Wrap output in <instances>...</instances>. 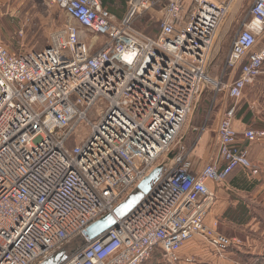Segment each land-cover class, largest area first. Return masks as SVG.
<instances>
[{"label":"built area","instance_id":"built-area-1","mask_svg":"<svg viewBox=\"0 0 264 264\" xmlns=\"http://www.w3.org/2000/svg\"><path fill=\"white\" fill-rule=\"evenodd\" d=\"M42 1L69 20L42 50L16 54L0 41V264H39L161 165L130 213L61 264H144L157 249L179 264L195 236L219 256L238 246L206 224L215 203L207 183L239 167L258 174L233 122L244 89L264 74V0L253 1L231 43L222 72H233L222 85L230 105L217 123L216 158L198 172L173 149L211 79L209 57L235 0H129L120 21L100 0ZM154 7L157 32L135 30ZM243 138L262 140L264 129Z\"/></svg>","mask_w":264,"mask_h":264},{"label":"crops","instance_id":"crops-1","mask_svg":"<svg viewBox=\"0 0 264 264\" xmlns=\"http://www.w3.org/2000/svg\"><path fill=\"white\" fill-rule=\"evenodd\" d=\"M36 1L40 2V4H46L42 0H0V8L13 2L39 10V3ZM118 1L115 0L114 4L109 5V0H105V7L109 9L115 21H120L123 18L128 0H124L120 4H118ZM57 11L65 16L59 9H51L49 16H58ZM157 13L155 12V17H158L159 14ZM37 16H43L42 11L37 13ZM29 33L32 35L29 42L34 43L39 31L33 27ZM232 73L231 70L225 73L226 81L224 84L231 82ZM235 75L238 76V72ZM224 108L225 106L222 107V111ZM243 109L246 110L243 111ZM235 112L233 127L238 133V145L247 151L249 160L258 169V174L252 175L239 167L220 185L208 182V188L215 194V203L206 217V224L211 227L217 224L215 230L218 234L236 238L240 241V244L235 246L239 248L237 250L243 254L251 255L248 250L256 249L254 247L256 240L254 237L251 240L249 238L251 234L258 232L259 223L253 218L249 209L255 205L264 207V139L247 142L243 138V133L245 130L264 129V74L257 78L253 84L247 86L246 92L244 89L242 98L236 104ZM221 113L211 128L201 130L196 142L190 148L188 156L191 161L192 172H198L205 163L216 158L218 145L217 123ZM238 208L244 209V217L234 219L233 214ZM245 241L246 243H252V245H244ZM263 242L261 241V243ZM242 246L246 249L241 250ZM238 251L235 252L229 249L224 253L223 257H219L216 250L202 237L195 236L180 249L179 257L181 260L179 264H238L241 260ZM187 259H193V261L188 263L186 262ZM144 264L166 263L161 250L157 249Z\"/></svg>","mask_w":264,"mask_h":264},{"label":"rangeland","instance_id":"rangeland-1","mask_svg":"<svg viewBox=\"0 0 264 264\" xmlns=\"http://www.w3.org/2000/svg\"><path fill=\"white\" fill-rule=\"evenodd\" d=\"M253 1L254 0H235L231 4L229 13L217 35L216 42L209 57L207 69L209 77L213 81L221 84L220 88L217 89L214 85L208 83L194 101L192 112L188 116L176 144L174 145V155L184 152L188 154L201 130L211 128L218 115L222 112V107L230 105V101L226 98V91L222 88V85L226 81V76L222 73L223 67L238 27L242 21L245 20ZM36 2L39 3L38 6L40 8L37 7L39 10L30 8L26 5H18L13 2L0 8V41L13 53L22 54L28 51L42 50L45 47L44 45L47 44L49 34L53 30L69 22L67 17L63 16L62 13L58 11L57 14L59 18H57V15L54 17L49 16L51 9H58L56 6L40 4L38 1ZM160 10V7H154L151 12L142 14V16L135 20L133 28L145 35H154L158 29V20L157 17H155V12H159ZM40 11H42L43 16L39 17L37 13ZM33 27L39 31V34L35 38L34 43H30L29 40L32 35L29 32ZM88 37L89 41L92 40L91 36ZM103 39L104 38L101 36L98 37V40L93 39V42L96 43L95 47L101 46ZM83 128L84 131H87L86 127ZM81 131L78 134H74L73 139H80ZM210 135H212V133H210ZM252 165L254 166V164ZM255 168L257 169V167ZM253 237L256 240V243H254L256 249L248 250V252L251 253V260L248 262L240 260L238 264H264V242L261 243V241H264V230H262V232L258 231L256 234H251L249 239L251 240ZM244 245H252V243H246L245 241ZM234 247L235 246L232 248ZM245 249V247H241V250ZM222 254L224 256V253Z\"/></svg>","mask_w":264,"mask_h":264},{"label":"water","instance_id":"water-1","mask_svg":"<svg viewBox=\"0 0 264 264\" xmlns=\"http://www.w3.org/2000/svg\"><path fill=\"white\" fill-rule=\"evenodd\" d=\"M164 167V165H161L155 168L140 184H138L128 198L114 209L113 214H107L92 223L84 233L71 239L39 264H61L74 252L112 228L116 223V219H121L130 213L143 195L152 188L154 183L161 176Z\"/></svg>","mask_w":264,"mask_h":264},{"label":"trees","instance_id":"trees-1","mask_svg":"<svg viewBox=\"0 0 264 264\" xmlns=\"http://www.w3.org/2000/svg\"><path fill=\"white\" fill-rule=\"evenodd\" d=\"M123 1L124 0H119L118 1V4L123 3ZM128 1H127V3H128ZM100 2H101L102 7L109 12V9L105 7V0H100ZM114 3H115V0H109V5H112ZM126 8H127V4H126ZM126 8H125V12H126ZM245 110L246 109H243V111H245ZM235 114H236V112H235ZM249 211H250L251 215L253 216V218L259 223V229H258V231L259 232H262V230H264V207H262L260 205L259 206H256L255 205V206L251 207V209H249ZM244 214H245L244 209L238 208V209L235 210V212L233 214L234 215V219L243 218L244 217ZM222 235H224V234H222ZM237 249H239V248H236V247L231 248V250H233L235 252L238 251ZM239 255H240V259L243 260L244 262H248V261L251 260L250 258H252L251 255L243 254L241 252H239Z\"/></svg>","mask_w":264,"mask_h":264},{"label":"bare ground","instance_id":"bare-ground-1","mask_svg":"<svg viewBox=\"0 0 264 264\" xmlns=\"http://www.w3.org/2000/svg\"><path fill=\"white\" fill-rule=\"evenodd\" d=\"M207 81H208V83H211V84H214V85H215V83H216L215 81H213V80H211V79H208Z\"/></svg>","mask_w":264,"mask_h":264}]
</instances>
